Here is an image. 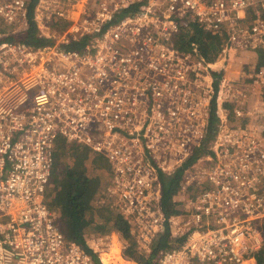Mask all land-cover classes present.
I'll return each instance as SVG.
<instances>
[{"label":"built area","instance_id":"1","mask_svg":"<svg viewBox=\"0 0 264 264\" xmlns=\"http://www.w3.org/2000/svg\"><path fill=\"white\" fill-rule=\"evenodd\" d=\"M32 3L0 0V40L29 29ZM33 15L47 43L0 42V264H95L45 202L59 138L104 158L138 249L183 240L157 264L256 263L264 96L221 73L264 52V0H38ZM191 26L223 38L215 61L176 46ZM192 158L168 217L163 179Z\"/></svg>","mask_w":264,"mask_h":264},{"label":"trees","instance_id":"2","mask_svg":"<svg viewBox=\"0 0 264 264\" xmlns=\"http://www.w3.org/2000/svg\"><path fill=\"white\" fill-rule=\"evenodd\" d=\"M38 0H33L30 9V26L29 29L19 36H10L1 39L0 42L23 41L30 45H43L48 41L39 37V30L33 20V11ZM123 16V15H122ZM87 39H84L70 46L72 49L81 50L85 47ZM195 43L199 46L200 51L208 61H215L220 53L223 44V38L213 36L199 27L191 26L190 29L182 32L177 38L176 46L181 50H188ZM261 62L264 64V52L261 53ZM221 76V75H220ZM217 83L216 88H218ZM217 103L212 104V117L210 125L211 138L215 131V125L218 122L216 114ZM55 149L56 161L53 168L52 179L47 190V204L55 214L56 221H59L61 229L66 238L81 245L92 257L96 264H102L100 259L93 254L87 247L88 237L92 236L91 232L97 235L107 234L110 228H115L121 239L124 241L126 250L125 256L129 260L135 261L137 264H157L160 256L177 245L183 240L173 239L169 231L164 232L155 239L150 253H142L135 239L130 233L128 223L117 214L113 216L110 209L104 208L102 211L109 215L103 220L100 212L94 208L93 202L97 200L96 196L102 189L107 188L108 184L98 173V169H105L106 161L101 156H95L94 161L97 162L96 169L90 163V150L84 145H77L60 139ZM195 159L184 164L177 173L171 177L163 179V208L168 217L179 214L176 204L172 202V198L178 190L183 171L190 166ZM96 164V163H94ZM110 198V197H109ZM109 205V204H108ZM99 212V214H98ZM109 213V214H108ZM98 214V220L96 216ZM117 235L112 236L113 244L109 251L101 252L100 258L103 264H134L121 257L120 242ZM256 264H264V248L255 256Z\"/></svg>","mask_w":264,"mask_h":264},{"label":"rangeland","instance_id":"3","mask_svg":"<svg viewBox=\"0 0 264 264\" xmlns=\"http://www.w3.org/2000/svg\"><path fill=\"white\" fill-rule=\"evenodd\" d=\"M60 22H62V21H60ZM260 58H261V56H258V55H256V57L253 56L252 54L243 55L235 63V67H236L237 71L236 72L227 71L226 73L222 72L221 73L222 74L221 79H223L224 77H227L230 79L231 78L236 79V76H237V79L240 78L239 82H242V83H248L249 82L248 85L253 86V90L258 91L257 94L259 97L262 94H263L262 96H264V69H263V73L261 74L254 67V59L256 60V64H257V62L259 60H261ZM241 70H242V74L240 73ZM243 73H245L247 76H250L249 79L243 78V77L241 78V75H243V76L245 75ZM60 139L61 138L58 139V142ZM56 147H57V144L55 146V149H56ZM89 150H90V163H92L93 164L92 167L93 168L95 167L94 169H96V167H98L97 166L98 164L96 161H94V159H95V156H99V155L94 153L91 149H89ZM94 163H96V164H94ZM98 173L101 176V179L103 178L104 180H106L105 182H107L108 186H107V188L102 189L99 192V195L96 196L97 200H94L93 205H94V208L96 210H98L99 212L101 211L100 214H102L101 216L103 217V220H104V217L106 219L109 216V215L104 213L106 211H102L104 208L110 209L113 212V216L117 215L118 211H117V208L115 207L113 196L110 197L109 184H110L111 176H110L109 166H106V168L103 170L98 169ZM47 190L49 191V188ZM46 199H47V193L45 194V202L47 203ZM99 212H98V214H99ZM98 214L95 217L96 221L99 223H102L98 220ZM57 223L59 224V221ZM59 226H60V224H59ZM60 228H61V226H60ZM91 235L92 236L88 237L87 247H89V249L91 251L93 250L92 251L93 254L96 255L100 259L102 264H103V262H102V259L100 258L101 252L110 250V248L113 244L112 243L113 242L112 236H114V235H117L116 237L118 238V241L120 242L119 248H120L121 257H123L124 259H126L128 261L135 262V261L129 260L127 258V256H125L124 252L127 248V247H125L126 243H124V241L121 239L118 231L115 228H110V230L107 234L97 235L95 232H91ZM99 239H101L102 241ZM139 250L142 253L144 251L143 249H139ZM254 264H256V263H254Z\"/></svg>","mask_w":264,"mask_h":264},{"label":"crops","instance_id":"4","mask_svg":"<svg viewBox=\"0 0 264 264\" xmlns=\"http://www.w3.org/2000/svg\"><path fill=\"white\" fill-rule=\"evenodd\" d=\"M255 57H256V55H255ZM255 66H256V60L254 59V67ZM128 262H131V261H128ZM132 263L136 264L135 262H132Z\"/></svg>","mask_w":264,"mask_h":264}]
</instances>
